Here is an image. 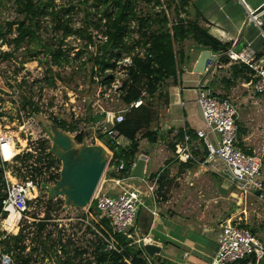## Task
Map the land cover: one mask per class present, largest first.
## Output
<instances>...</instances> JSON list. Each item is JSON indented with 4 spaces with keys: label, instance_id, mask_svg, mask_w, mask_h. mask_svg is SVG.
Here are the masks:
<instances>
[{
    "label": "rangeland",
    "instance_id": "rangeland-1",
    "mask_svg": "<svg viewBox=\"0 0 264 264\" xmlns=\"http://www.w3.org/2000/svg\"><path fill=\"white\" fill-rule=\"evenodd\" d=\"M55 3L65 6L76 5L70 13L71 26L74 28L84 25L85 20L93 18L95 13L98 16L101 10V7L94 6L91 1L90 4H85L82 0H55ZM19 8L20 3L17 0H0V28L3 32L6 31L7 22L23 18ZM136 9L140 14L152 12L151 5L144 3H138ZM53 25L50 17L43 18L41 27L37 30L40 40L24 42L17 49H14L13 45L0 43V113L2 115L0 133L7 135L11 133V136L14 135L18 139L15 143L20 147H26L27 151H36L38 143L45 139L39 127L41 121L49 122L53 117H59L71 125H76L77 130L83 131L87 142L93 141L92 144L103 145L108 138L98 135L92 129L93 123L90 117L102 111L116 112L124 109L125 112L129 111L130 108H127L129 106L121 100V86L128 77L124 69L127 62L125 60L119 62L115 69L108 72L113 79L111 85L114 87L101 84L99 72L96 66H93V58L102 37L101 33L90 27L89 31L92 32L95 45L86 46L83 39L69 36L61 46L64 53L68 54L69 61L60 66L52 65L50 56L44 53L45 47L38 43H46L51 48L59 46L58 39L61 33L55 31ZM15 35L12 30V33L6 37ZM135 37L137 35L133 34V38ZM129 41L131 42V38ZM34 49L41 51L38 59L29 60L28 50ZM138 51L141 50L135 48V52ZM3 52H10L12 56L5 58L2 56ZM214 73L218 80L228 77L223 68L214 69ZM49 81L52 84H49ZM172 85H174L172 79H167L161 83L153 97L148 95L145 85L141 87V94L144 95L143 103L149 104L155 113L151 123L144 126L137 135L140 149L146 151L150 158L148 171L160 170V176L164 174L167 177L165 188L162 190L157 188L154 204L147 197L144 198L145 203L150 204L151 207L155 205L153 207L157 212L160 210L165 213L171 212V216L174 215L173 218L178 223L192 231L202 232L204 228L215 229L225 220L231 219L253 229L254 234L264 240V200L258 199L250 192H244L231 180L222 163L218 161L204 165L200 163L184 169L181 173L178 172L180 161L176 160V148L172 151L169 147L170 143H177L174 136L176 125H172L167 112L168 91ZM240 87L246 89L245 86L240 85ZM240 93H236L237 99L245 97L243 105L248 108V103L252 105V102H248V92L245 95ZM28 101L33 105L27 104ZM35 106L39 108V112L33 115L32 108ZM176 110L177 108L173 111ZM259 123L262 130L264 110ZM149 130L158 131L154 142H151L146 135ZM159 132L165 133L160 137ZM20 133L22 137L19 136ZM116 137L121 145L129 143L126 138L119 135ZM36 138H38L37 142H34ZM14 139L12 138V146ZM44 144L47 147V143ZM194 145L199 146L198 143ZM155 153L158 154V158L154 161ZM262 170L264 177V158ZM9 171L11 175L3 174L8 182H12L11 178L14 179L12 175L16 173ZM106 173L107 169L102 179L107 176ZM136 180L137 178L129 179L130 182ZM63 205V200L59 197L52 200H48L47 197L39 198L36 202H31L20 230L24 235L21 243L25 246L21 256L23 259L29 258V264L69 263V257L74 258L75 264L94 263V248L100 241L99 235L94 231L98 217L94 212L87 211V207L63 210ZM43 220L45 227L40 237L39 223L44 222ZM0 232L2 233L0 237L3 239L19 233V231L15 233L5 231L1 223ZM42 242L45 244L43 245ZM62 245L66 246L68 255L60 252ZM12 253L15 255L18 252ZM163 253L164 249L160 254ZM151 263L158 264L156 259L151 260Z\"/></svg>",
    "mask_w": 264,
    "mask_h": 264
},
{
    "label": "trees",
    "instance_id": "trees-1",
    "mask_svg": "<svg viewBox=\"0 0 264 264\" xmlns=\"http://www.w3.org/2000/svg\"><path fill=\"white\" fill-rule=\"evenodd\" d=\"M89 1L94 6L101 7L100 14L97 16L95 13L93 18L85 20L84 25L74 28L71 26L70 13L76 5H59L55 3V0H17L20 3L18 10L23 13V18L7 22L5 32L0 28V43L13 45L14 49H17L24 42L40 40L37 30L41 27L42 19L50 17L53 20L54 30L61 33L58 39L59 46L51 48L46 43H38V45L45 47L44 53L50 56L52 65L60 66L69 61L68 54L64 53L61 47L65 44L64 40L67 37L74 36L77 39H83L86 46L95 45L92 32L89 31L91 27L101 33L102 37L93 58V66H96L99 72L101 84L109 86L113 79L108 72L115 69L126 56L130 57V64L124 67L128 77L121 86V100L128 106L140 98L143 99L144 95L141 94L143 85L146 86L148 95L153 97L161 83L167 79H172L174 83L177 82L178 75L183 72L182 66L188 59L182 44L184 40L190 38L194 46L208 48L213 53L226 52L228 49V43L218 41L200 24V21H205V19L190 0H82L85 4H90ZM138 3L151 5L152 12L138 13L136 9ZM13 26H15L14 29ZM12 30L16 35L7 38L6 36L11 34ZM133 34L137 37L133 38ZM135 48L141 51L135 52ZM40 52L39 49L28 50L29 60L38 59ZM2 56L8 58L12 56V53L3 52ZM228 60L229 58L225 56L220 58L222 63H227ZM230 69L233 79L241 76L249 80L247 74L253 75V71L244 63L232 64ZM107 73L109 78L106 79ZM49 84H52L51 81ZM27 104L33 105L31 101ZM32 110L39 112L36 106ZM154 113L155 111L153 112L147 103L131 107L129 111L124 112L123 121L113 127L129 143L119 145L109 139L103 144L112 154L113 163L116 165L123 163L120 176H129L132 165L141 151L137 135L144 126L151 123ZM97 117L96 119H99L101 115ZM55 123L66 128L64 120L55 121ZM185 134L192 138L196 137L194 131L188 127L180 128L175 134L177 141L182 140ZM146 135L153 142V136L156 137L158 131L149 130ZM83 138L84 133L81 132L75 136V141L81 143ZM175 144L176 142L169 144L172 151L175 150ZM202 154L204 156L206 151L203 150ZM195 155H197L196 152H194ZM202 160L203 157L198 162L193 160L180 162L178 172L181 173L186 168L198 165ZM158 173L150 172L147 178L153 180ZM106 174L114 176L115 171L107 170ZM157 182L159 190H162L166 186L167 177L163 174L158 177ZM3 184V173L0 171V188ZM90 212L93 210L90 209ZM43 221L39 223L38 235L40 237L45 227V220ZM240 226L248 228L243 224ZM95 228L101 237L99 244L94 248L93 264H149L147 257L150 260L157 258L158 264H166V258L159 254L149 257L144 253L143 247H137L122 233H114L107 219H98ZM250 230L255 232L253 229ZM23 240L24 235L21 231L8 239H1L2 253L10 257V264H29V258L23 259L21 256L25 250V246L21 243ZM107 242L111 243L114 249L105 251ZM42 244L44 245L45 242ZM15 251L18 253L13 255L12 252ZM60 252L68 255L65 245L61 246ZM69 259V263L63 262V264H75L73 257ZM246 261L247 259H244L242 262L246 263ZM86 264L92 263L86 262Z\"/></svg>",
    "mask_w": 264,
    "mask_h": 264
},
{
    "label": "built area",
    "instance_id": "built-area-1",
    "mask_svg": "<svg viewBox=\"0 0 264 264\" xmlns=\"http://www.w3.org/2000/svg\"><path fill=\"white\" fill-rule=\"evenodd\" d=\"M240 2L245 8L246 24L254 23L261 26L263 24L261 16L264 9L255 11L245 3V0H240ZM255 54L251 49L240 53L232 49L226 52L231 61L244 63L253 71L251 85L255 92L264 93V65ZM123 60L127 62V65L131 62L129 56ZM111 86L114 87L111 84L108 87ZM196 93V103L201 107L204 116L203 126L194 131L200 143L197 142L199 146H195L191 137L185 134L184 138L175 144L176 160L198 162L200 158L194 156V152L202 154L205 150L206 154L204 156L202 154V165L211 161L222 163L231 180L237 183L244 192H250L258 199L264 200L262 155L246 153L240 148L236 109L229 100L217 97L204 84L197 86ZM142 103L143 100L140 98L132 102L127 108L138 107ZM124 112L125 109L116 112L102 111L99 114H94L90 117L93 123L91 127L98 135L106 136L108 140L111 139L121 145L116 137L119 135L118 131L114 130L113 127L123 121ZM99 115L101 117L96 119ZM0 116H2L1 113ZM51 120L60 122L61 119L53 117ZM65 130L74 138L83 132L80 129L77 130L76 125L67 122ZM21 132L28 136L25 131L21 130ZM41 132L43 131L41 130ZM119 136L121 137V135ZM43 137L45 139L38 143L39 146L36 151H27L26 147H20L15 143L18 139L14 135L0 133V171L10 174L9 170H11L16 173V175H12L14 177L12 182H8L3 174L4 184L0 188V223L7 232H10L4 226L7 221L15 223V228L20 232L23 226L22 221L31 202L47 197L46 192L40 189V184H55L60 177L61 163L49 152L50 141L44 132ZM94 137L96 138L97 135ZM12 138L16 139H14L13 146ZM37 139L33 141L37 142ZM44 142L47 143V147ZM91 142L93 141L88 143L92 144ZM112 161V154L110 153L106 169L114 170L115 175H107L105 178H101L93 198L87 206V211L92 209L98 219L105 218L109 221L114 233H122L137 247H143V244L150 243V238L147 241L148 236L141 234L137 223L138 215L141 209H148L144 198H149L154 204L155 193L157 194L158 188L157 179L160 173L150 181L147 178L148 175L144 174L143 178H137L138 182L134 183L129 181L132 178L130 173L129 176L119 175L123 169V163L116 165ZM34 193L36 196L33 197ZM152 213L155 215L157 211L152 210ZM94 231L101 237L95 228ZM215 235L217 247L209 264H258L260 259L264 257V240L251 232L250 229L240 226V223L227 219L219 225ZM1 239L3 238L0 237V241ZM112 249H114L112 244L107 242L104 250L110 251ZM0 258L1 264L11 263L10 257L2 253L1 246ZM244 259H247L246 263L242 262Z\"/></svg>",
    "mask_w": 264,
    "mask_h": 264
},
{
    "label": "crops",
    "instance_id": "crops-1",
    "mask_svg": "<svg viewBox=\"0 0 264 264\" xmlns=\"http://www.w3.org/2000/svg\"><path fill=\"white\" fill-rule=\"evenodd\" d=\"M190 1L205 19V21H200V24L218 41L228 43L227 51L232 49L240 53L251 49L264 65V13L261 16L263 24L257 26L254 23L246 24L245 8L240 0ZM245 3L255 11L264 9V0H245ZM189 39L184 40L182 43L184 52L188 56L186 63L182 66L183 72L178 75L177 82H173L174 85L168 91L169 108L167 112L172 125H176L174 131L176 132L178 129L185 127L195 131L203 126V120L197 114L196 88L198 85L204 84L217 97L231 101L237 113L236 123L240 148L246 153L262 155L263 160L264 127L262 130L260 129L259 121L264 110V93L254 91L251 85L253 76L250 74H247L249 80L241 76L236 79L231 78L230 66L237 62L230 59L227 63L220 62L221 57H228L226 55L227 51L213 53L208 48L194 46L192 39ZM202 51H209L215 57V60L208 65L206 72L198 74L193 71V68ZM216 68H223L228 77H223L221 80L216 79L214 73ZM240 85L245 86L246 89H241ZM238 92H241V95L248 92V102H252V105L248 103V108H245L243 105L245 97L240 100L237 99L236 93ZM175 108L177 110L173 111ZM164 128H166V125H164ZM159 133L161 137L165 132ZM191 140L193 143H200L197 137H191ZM196 153L198 159L202 157V154ZM157 158L158 154L155 153L154 161ZM149 159V156H147L145 175L154 172L152 169L148 171ZM137 180L135 182H138ZM147 210L152 212L156 209L149 204ZM173 216H171V212L158 211L155 215L153 214L148 234H143L147 214L145 210H140L137 223L141 234L148 236L147 241L150 238V243L146 244L158 245L160 253L164 249V253H159V255L166 258V264H209L217 247L215 231L218 227L215 229L204 228L202 232H196L183 227ZM148 262L151 264L150 259H148Z\"/></svg>",
    "mask_w": 264,
    "mask_h": 264
},
{
    "label": "water",
    "instance_id": "water-1",
    "mask_svg": "<svg viewBox=\"0 0 264 264\" xmlns=\"http://www.w3.org/2000/svg\"><path fill=\"white\" fill-rule=\"evenodd\" d=\"M215 60L209 51H202L196 61L193 71L202 74L208 70ZM105 78H109L108 73ZM13 106V105H11ZM197 114L204 121L201 107L197 106ZM50 141L49 152L55 156L61 163L60 177L55 184H40V189L47 194V199L52 200L60 197L63 200V210L70 208H86L94 195V192L106 170L110 152L101 144H90L83 138L81 143L75 141L64 128L58 126L52 120L42 122L39 125ZM22 137V134H19ZM153 142L155 136H153ZM147 155L142 151L133 167L130 170V177L143 178L145 174V165ZM146 211L147 220L143 234H148L152 224L153 213L147 208L141 209ZM143 251L147 256L152 257L160 253V247L154 244H143ZM2 260L0 258V264ZM258 264H264V257Z\"/></svg>",
    "mask_w": 264,
    "mask_h": 264
},
{
    "label": "bare ground",
    "instance_id": "bare-ground-1",
    "mask_svg": "<svg viewBox=\"0 0 264 264\" xmlns=\"http://www.w3.org/2000/svg\"><path fill=\"white\" fill-rule=\"evenodd\" d=\"M7 134V133H6ZM9 134V133H8ZM11 136V133L9 134ZM12 181H14L13 178H11ZM33 197L36 196V194L34 193L32 195ZM4 226L9 230V231H12V232H17V228H15V223H11V221H7Z\"/></svg>",
    "mask_w": 264,
    "mask_h": 264
}]
</instances>
